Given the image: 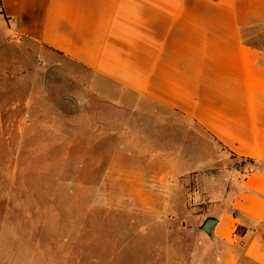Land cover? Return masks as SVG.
<instances>
[{"label":"rangeland","instance_id":"rangeland-1","mask_svg":"<svg viewBox=\"0 0 264 264\" xmlns=\"http://www.w3.org/2000/svg\"><path fill=\"white\" fill-rule=\"evenodd\" d=\"M87 75L0 29V264H223L206 197L248 162L181 114L102 99Z\"/></svg>","mask_w":264,"mask_h":264},{"label":"crops","instance_id":"crops-1","mask_svg":"<svg viewBox=\"0 0 264 264\" xmlns=\"http://www.w3.org/2000/svg\"><path fill=\"white\" fill-rule=\"evenodd\" d=\"M0 16V29L83 69L102 99L148 119L181 114L248 162L206 212L223 264H264V44L253 39L264 0H0Z\"/></svg>","mask_w":264,"mask_h":264},{"label":"water","instance_id":"water-1","mask_svg":"<svg viewBox=\"0 0 264 264\" xmlns=\"http://www.w3.org/2000/svg\"><path fill=\"white\" fill-rule=\"evenodd\" d=\"M217 224V220L214 218H209L205 224L203 225V230L209 235L213 236V232L215 229V226Z\"/></svg>","mask_w":264,"mask_h":264},{"label":"trees","instance_id":"trees-1","mask_svg":"<svg viewBox=\"0 0 264 264\" xmlns=\"http://www.w3.org/2000/svg\"><path fill=\"white\" fill-rule=\"evenodd\" d=\"M238 232H240V228L238 229Z\"/></svg>","mask_w":264,"mask_h":264}]
</instances>
